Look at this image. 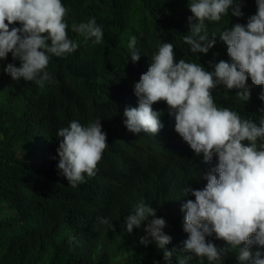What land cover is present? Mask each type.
Masks as SVG:
<instances>
[{
	"label": "trees",
	"instance_id": "trees-1",
	"mask_svg": "<svg viewBox=\"0 0 264 264\" xmlns=\"http://www.w3.org/2000/svg\"><path fill=\"white\" fill-rule=\"evenodd\" d=\"M195 0H62L68 9V37L78 49L51 56L46 69L53 81L43 88L23 78L14 81L4 71L20 66L11 53L0 60V264H166L163 250L152 241L140 243L144 227L128 233L125 218L143 201L163 218V231L172 237L166 247L180 249L188 238L182 205L195 200L184 189H203L207 164L180 141L168 105L157 102L163 128L158 134H134L124 121L126 107H137L134 85L146 73L162 42L174 45L178 62H231L219 35L239 23L246 25L257 11L256 0H241L242 17L229 12L220 21H205L216 43L207 54L193 53L183 37L190 35L189 6ZM94 18L103 29V42L72 31V24ZM20 27L17 22L10 27ZM136 37L139 61H131L129 43ZM251 90L248 102L237 89L212 90L217 107L229 108L259 125L264 118V85ZM101 120L108 147L95 176L72 187L58 169V131L78 121L86 126ZM264 144L258 139L257 145ZM193 151V150H192ZM107 219L109 223L101 222ZM152 217H149L151 220ZM151 240V238L149 237ZM206 242L229 251L219 261L196 257L189 264H240L235 249L215 234ZM177 252L172 264H178Z\"/></svg>",
	"mask_w": 264,
	"mask_h": 264
},
{
	"label": "clouds",
	"instance_id": "clouds-1",
	"mask_svg": "<svg viewBox=\"0 0 264 264\" xmlns=\"http://www.w3.org/2000/svg\"><path fill=\"white\" fill-rule=\"evenodd\" d=\"M257 11L247 24H235L219 35L227 46L231 62L208 61L209 69L197 63L175 59L174 45L162 42L158 53L146 73L134 85L138 106L124 110V124L134 134L150 133L153 136L163 128L160 112L153 109L157 102L168 105V114L174 117L175 131L186 148L205 164L203 189H184L191 194L182 205L185 211L184 231L188 238L180 249L166 246L172 237L163 229L166 221L156 218L153 207L143 201L135 206L134 214L125 218L129 234L147 221L140 243L147 246L154 241L163 250L166 264H172L175 253L178 264H189L196 257L219 261L229 251L206 242V236L239 246L240 264H264V118L259 125L229 109L217 107L212 90L225 86L237 89L236 95L248 102L251 90L249 77L255 86L264 85V0H256ZM189 9L190 35L183 40L193 53L207 54L216 43L206 31L205 21H220L223 15L242 17L241 0H195ZM68 9L62 0H0V60L11 53L20 66L9 63L4 69L14 81L23 78L43 88L53 77L46 71L50 57H63L75 52L79 45L68 37L65 21ZM20 27H10L15 23ZM72 31L84 37L94 38V44L103 42V29L94 18L86 23H73ZM136 37L128 45L131 61H139L135 49ZM264 100V92L261 93ZM60 139L57 153L58 169L72 187L84 183V173L95 176L97 165L108 147L107 133L101 120L86 126L78 121L58 131ZM193 150V151H192ZM149 217H152L149 220ZM102 223H109L101 219ZM151 238V240L149 239Z\"/></svg>",
	"mask_w": 264,
	"mask_h": 264
}]
</instances>
